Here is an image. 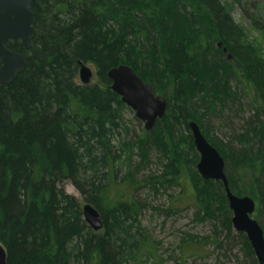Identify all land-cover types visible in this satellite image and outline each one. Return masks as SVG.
<instances>
[{"label": "trees", "instance_id": "1", "mask_svg": "<svg viewBox=\"0 0 264 264\" xmlns=\"http://www.w3.org/2000/svg\"><path fill=\"white\" fill-rule=\"evenodd\" d=\"M228 1L38 0L30 49L9 44L27 56V67L0 86V243L7 264L154 262L160 255L142 222L148 206L135 193L158 196L182 186L181 179L193 190L196 220L218 224L229 238L232 212L222 183L197 172L192 121L224 158L232 192L255 200L264 230V0ZM80 62L95 67L99 84L78 82ZM119 65L131 66L168 101L150 132L137 135L127 125L128 107L108 78ZM245 107L252 115L234 134L237 147L210 135L213 119L231 122ZM141 171L150 173L139 180ZM63 182L100 213L102 231L85 222ZM238 237L250 263L259 264L247 237Z\"/></svg>", "mask_w": 264, "mask_h": 264}, {"label": "water", "instance_id": "2", "mask_svg": "<svg viewBox=\"0 0 264 264\" xmlns=\"http://www.w3.org/2000/svg\"><path fill=\"white\" fill-rule=\"evenodd\" d=\"M37 3L38 0H0V86L11 84L18 73L25 71L27 67V56L13 52L9 44L20 42L25 51L30 49L37 33L34 26V11ZM79 65L81 83L90 85L92 70L82 62ZM108 78L112 82V91L135 113L146 131H152L156 123L165 117L168 101L165 97L156 95L152 85L139 77L131 66L119 65L111 69ZM188 127L200 157L197 164L199 175L205 181L222 183L232 212L233 229L247 236L257 261L259 264H264V230L254 218L255 200L249 196L239 197L232 192L226 174V163L221 153L206 139L196 122H190ZM82 213L85 222L93 231L103 230L102 216L93 206L86 203L82 207ZM0 264H7V252L1 243Z\"/></svg>", "mask_w": 264, "mask_h": 264}, {"label": "rangeland", "instance_id": "3", "mask_svg": "<svg viewBox=\"0 0 264 264\" xmlns=\"http://www.w3.org/2000/svg\"><path fill=\"white\" fill-rule=\"evenodd\" d=\"M222 1L231 6L228 0ZM231 11L236 23L244 27L246 32L251 35L249 24L241 11L234 7L231 8ZM253 36L255 35L253 34ZM229 56L232 57L231 54H228ZM229 60L231 61L232 58ZM87 65L93 72L91 84H99L95 67L92 64ZM78 82L81 83L80 79ZM251 115L252 112L245 107L242 114L239 113V117L229 119L231 122L223 120L219 122L213 119L209 129L210 135L225 144L232 145L234 134L242 133L244 122L249 120ZM124 116L132 133L138 135L145 129L143 123L136 119L135 113L131 109L128 108ZM233 144L237 147L235 143ZM155 157V155L151 157L153 170H156ZM147 173L150 172L141 171L137 179L141 180ZM181 182L182 186L162 190L158 196L152 195L147 189H141L135 193V198L148 206L142 222L160 255L157 262L148 264H251L244 252L243 241L238 237V232L232 228L233 231L227 238L218 224L201 223L196 220L197 210L193 190L187 180L181 179ZM59 187L66 194L77 198L82 206L85 205L82 196L71 182L60 183ZM116 190L119 188L114 187L113 191ZM254 218L257 220L256 215ZM261 218L264 223V207L261 210ZM205 237L210 239L207 244H203L202 239Z\"/></svg>", "mask_w": 264, "mask_h": 264}, {"label": "bare ground", "instance_id": "4", "mask_svg": "<svg viewBox=\"0 0 264 264\" xmlns=\"http://www.w3.org/2000/svg\"><path fill=\"white\" fill-rule=\"evenodd\" d=\"M226 52V51H225ZM229 59V58H228ZM112 83V82H111ZM191 132V131H190ZM194 144V143H193ZM195 147V146H194ZM197 151V150H196ZM198 153V152H197ZM199 155V154H198ZM199 160H200V157H199ZM196 169H197V166H196ZM198 172V171H197ZM199 174V173H198ZM229 206V205H228ZM256 209H257V205H256ZM231 211V210H230ZM255 215V214H254ZM232 221V220H231ZM231 224H232V222H231ZM232 228H233V226H232ZM243 234V233H242ZM245 235V234H244ZM246 236V235H245ZM247 237V236H246ZM248 240V239H247ZM252 248V247H251ZM253 250V249H252ZM254 252V251H253Z\"/></svg>", "mask_w": 264, "mask_h": 264}]
</instances>
